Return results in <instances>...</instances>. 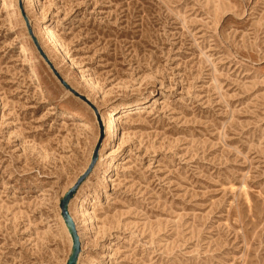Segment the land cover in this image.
Returning a JSON list of instances; mask_svg holds the SVG:
<instances>
[{
  "label": "rangeland",
  "instance_id": "rangeland-1",
  "mask_svg": "<svg viewBox=\"0 0 264 264\" xmlns=\"http://www.w3.org/2000/svg\"><path fill=\"white\" fill-rule=\"evenodd\" d=\"M96 152L78 264H264V0H0V264H67Z\"/></svg>",
  "mask_w": 264,
  "mask_h": 264
},
{
  "label": "water",
  "instance_id": "water-1",
  "mask_svg": "<svg viewBox=\"0 0 264 264\" xmlns=\"http://www.w3.org/2000/svg\"><path fill=\"white\" fill-rule=\"evenodd\" d=\"M76 93V92H75ZM77 94V93H76ZM85 100H87L84 96H82ZM90 105L93 106V104L90 103ZM94 107V106H93ZM98 158V154L97 152L95 153L93 160H92V164L91 167L89 169V171H87V173H85L80 179L79 181L76 183L75 186H73L67 193L66 195L62 198L61 200V211H62V217L65 221V224L69 230V233L71 234L72 240H73V249H72V253L68 259L67 264H78V260H79V255L81 253V242H80V237L76 228V224L70 214L69 211V204L70 201L72 200V198L74 197L76 191L78 190L79 186L86 180V178L88 177L91 169L93 168V166L95 165L96 161Z\"/></svg>",
  "mask_w": 264,
  "mask_h": 264
},
{
  "label": "bare ground",
  "instance_id": "bare-ground-1",
  "mask_svg": "<svg viewBox=\"0 0 264 264\" xmlns=\"http://www.w3.org/2000/svg\"><path fill=\"white\" fill-rule=\"evenodd\" d=\"M48 31V34L50 36V38L52 40L55 39V34L51 31V29H47ZM140 103H138L139 105ZM126 107H130V106H126ZM116 111V108H114L110 114V116L108 117H103V122H104V125L107 127V129L105 130V132L110 136L112 135L113 139L115 138L116 136V133L118 131V126H117V120H116V117H115V114L114 112ZM108 118V119H107ZM101 120V122H102ZM111 167V164L109 165L108 168ZM72 213V212H71ZM75 221V220H74Z\"/></svg>",
  "mask_w": 264,
  "mask_h": 264
}]
</instances>
